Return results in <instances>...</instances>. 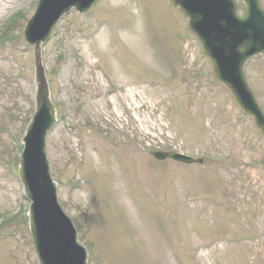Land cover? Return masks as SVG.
<instances>
[{
  "label": "rangeland",
  "instance_id": "1",
  "mask_svg": "<svg viewBox=\"0 0 264 264\" xmlns=\"http://www.w3.org/2000/svg\"><path fill=\"white\" fill-rule=\"evenodd\" d=\"M22 1L30 0H0V12ZM33 4L24 5L23 17L34 13ZM87 15L74 17L85 30L63 43L80 54L85 88L71 98V54L53 75V96L64 118L47 149L59 178L58 199L82 241H92L88 264H264V139L213 81L194 39L183 45L177 69L168 61L180 52L177 40L189 38L185 18L169 0H100ZM68 20L47 42L46 58L61 46ZM125 32L126 48L120 38ZM20 55L13 64L5 62L13 67L7 93L16 94L0 99L3 115L13 112V132L19 112L31 107L29 78L19 72L31 65L32 55ZM128 57L155 68L143 72ZM247 76L263 101L264 62L252 60ZM107 131L122 140L124 153L109 145L114 138ZM12 139L10 160L19 146ZM163 141L204 154L203 163H157L150 151ZM220 156L225 161L218 162ZM82 176L98 182L96 203L94 185H82ZM20 195L18 179L0 161V213L18 204ZM23 228L0 234V264H35Z\"/></svg>",
  "mask_w": 264,
  "mask_h": 264
},
{
  "label": "water",
  "instance_id": "2",
  "mask_svg": "<svg viewBox=\"0 0 264 264\" xmlns=\"http://www.w3.org/2000/svg\"><path fill=\"white\" fill-rule=\"evenodd\" d=\"M95 0H39L25 29L27 40L35 47L36 113L24 137L20 177L32 201L31 234L40 264H85V251L77 244L75 233L55 203L54 185L44 156V136L54 122L40 61V44L70 7L85 12ZM188 17L192 33L199 39L216 78L227 85L236 101L251 115L264 134V116L248 90L243 74L245 61L264 54V14L257 0L246 4L244 17L237 16L238 0H171ZM190 162L185 156L159 154Z\"/></svg>",
  "mask_w": 264,
  "mask_h": 264
}]
</instances>
